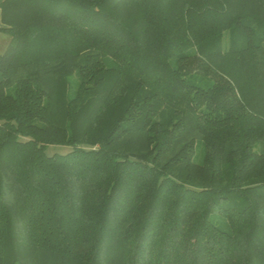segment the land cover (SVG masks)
<instances>
[{"label": "trees", "instance_id": "1", "mask_svg": "<svg viewBox=\"0 0 264 264\" xmlns=\"http://www.w3.org/2000/svg\"><path fill=\"white\" fill-rule=\"evenodd\" d=\"M0 8V264H264V0Z\"/></svg>", "mask_w": 264, "mask_h": 264}, {"label": "crops", "instance_id": "2", "mask_svg": "<svg viewBox=\"0 0 264 264\" xmlns=\"http://www.w3.org/2000/svg\"><path fill=\"white\" fill-rule=\"evenodd\" d=\"M1 14L2 10L0 8V52L7 47L9 43L8 41L10 40V35L2 29L4 27V23Z\"/></svg>", "mask_w": 264, "mask_h": 264}, {"label": "rangeland", "instance_id": "3", "mask_svg": "<svg viewBox=\"0 0 264 264\" xmlns=\"http://www.w3.org/2000/svg\"><path fill=\"white\" fill-rule=\"evenodd\" d=\"M5 49H3L0 53L4 52ZM65 150L66 149L64 147L51 146V147H49L48 152L52 153L54 151H65ZM200 150H201V152L199 153V156L197 157V162H199V163L202 162V159H203L202 149H200Z\"/></svg>", "mask_w": 264, "mask_h": 264}]
</instances>
